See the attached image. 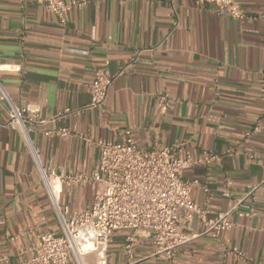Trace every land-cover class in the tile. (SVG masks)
<instances>
[{
  "label": "crops",
  "instance_id": "0c3cea01",
  "mask_svg": "<svg viewBox=\"0 0 264 264\" xmlns=\"http://www.w3.org/2000/svg\"><path fill=\"white\" fill-rule=\"evenodd\" d=\"M78 1L63 25L41 4L0 0V80L37 113L27 139L6 126L0 98V264L30 259L41 233L61 232L33 148L59 177L89 175L98 141H123L127 128L143 149L176 144L194 160L217 156L181 175L199 181L192 198L207 213L182 219L189 240L175 262L142 237L134 264H264V0H236L241 19L198 0ZM97 70L114 79L93 107ZM93 195L90 180L62 181L57 200L73 212ZM221 214L232 226L215 237L207 220ZM125 239L111 237L108 264H127ZM83 252L84 264L99 263L96 247Z\"/></svg>",
  "mask_w": 264,
  "mask_h": 264
},
{
  "label": "built area",
  "instance_id": "2783aa9c",
  "mask_svg": "<svg viewBox=\"0 0 264 264\" xmlns=\"http://www.w3.org/2000/svg\"><path fill=\"white\" fill-rule=\"evenodd\" d=\"M45 6L65 25L70 10L80 3L78 0H20ZM199 4H215L234 18H243L244 13L236 0H198ZM113 75L97 70L89 84L91 106L105 103L110 94ZM0 98L9 105V120L6 126L19 129L28 138L30 127L37 122V113L30 107L17 104L0 80ZM162 110L170 103L161 98ZM71 112L70 109L66 110ZM79 111V110H76ZM58 133L66 137L68 127ZM123 141L99 140L101 156L97 167L88 175H55L41 163V154L33 148L34 158L40 168L41 177L54 202L61 232L53 230L39 235L26 261L13 264H84V247H96L99 263L108 264L106 246L118 231L125 233L124 251L127 264H134V257L141 238H149L156 252L175 262L177 249L189 240L182 229V219H192L207 213L193 198L192 190L199 184L197 179L183 180L185 169L210 162L217 156L208 153L194 160L190 155L179 153V145L157 146L153 149L140 148L132 129L127 128ZM50 134V132H48ZM71 180H90L94 186L93 202L87 209L70 211L57 200L59 183ZM206 190H208L206 188ZM232 222L221 214L207 220V232L218 237L229 229ZM242 256L241 251H236Z\"/></svg>",
  "mask_w": 264,
  "mask_h": 264
}]
</instances>
